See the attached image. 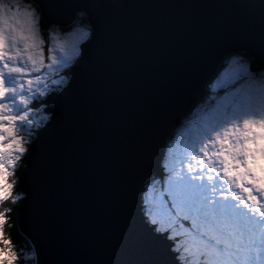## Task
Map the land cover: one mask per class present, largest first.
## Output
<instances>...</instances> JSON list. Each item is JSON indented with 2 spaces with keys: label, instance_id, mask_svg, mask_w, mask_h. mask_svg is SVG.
<instances>
[{
  "label": "snow or ice",
  "instance_id": "snow-or-ice-1",
  "mask_svg": "<svg viewBox=\"0 0 264 264\" xmlns=\"http://www.w3.org/2000/svg\"><path fill=\"white\" fill-rule=\"evenodd\" d=\"M19 11L38 45L6 39L0 56V264H40L35 241L16 244L22 221L55 251L69 201L96 264H264V188L249 182L264 172V0Z\"/></svg>",
  "mask_w": 264,
  "mask_h": 264
},
{
  "label": "water",
  "instance_id": "water-1",
  "mask_svg": "<svg viewBox=\"0 0 264 264\" xmlns=\"http://www.w3.org/2000/svg\"><path fill=\"white\" fill-rule=\"evenodd\" d=\"M135 4H164L167 0H130ZM184 10L180 8H130L127 15L142 17L146 15L164 16L168 14H181ZM88 218L77 210L73 202L69 201L66 214L67 233L55 246L53 250L50 238L39 229L30 228L24 221L19 229L29 238L35 241L37 247L42 249L40 264H56L55 256L63 257L60 264H96L95 257L101 251V242L91 233Z\"/></svg>",
  "mask_w": 264,
  "mask_h": 264
},
{
  "label": "rangeland",
  "instance_id": "rangeland-1",
  "mask_svg": "<svg viewBox=\"0 0 264 264\" xmlns=\"http://www.w3.org/2000/svg\"><path fill=\"white\" fill-rule=\"evenodd\" d=\"M26 0H0V56L4 54V45L6 39L9 43L19 44L25 52H31L38 45V38L34 34V25L32 21L22 14L19 9L25 6ZM256 126H253L255 131ZM256 145L264 144V140L255 138ZM259 164L264 165V160H260ZM259 177L256 170L249 182L257 183ZM11 264V260L8 261Z\"/></svg>",
  "mask_w": 264,
  "mask_h": 264
},
{
  "label": "trees",
  "instance_id": "trees-1",
  "mask_svg": "<svg viewBox=\"0 0 264 264\" xmlns=\"http://www.w3.org/2000/svg\"><path fill=\"white\" fill-rule=\"evenodd\" d=\"M0 224H2V221H0ZM13 235L18 246L27 249L29 252L31 251L32 244L29 239L23 235L19 227L14 230ZM25 264H35V260L29 259L25 262Z\"/></svg>",
  "mask_w": 264,
  "mask_h": 264
},
{
  "label": "clouds",
  "instance_id": "clouds-1",
  "mask_svg": "<svg viewBox=\"0 0 264 264\" xmlns=\"http://www.w3.org/2000/svg\"><path fill=\"white\" fill-rule=\"evenodd\" d=\"M256 131H259V129H255ZM257 163L259 164V160H257ZM242 171V170H239ZM230 175H234L236 173H229ZM256 175L259 177L257 183L259 184V187L264 188V172L256 170Z\"/></svg>",
  "mask_w": 264,
  "mask_h": 264
}]
</instances>
